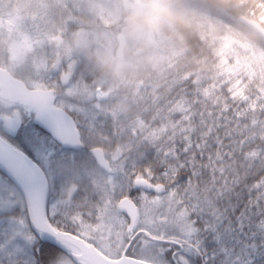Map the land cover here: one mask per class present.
Instances as JSON below:
<instances>
[{"label":"snow or ice","instance_id":"snow-or-ice-1","mask_svg":"<svg viewBox=\"0 0 264 264\" xmlns=\"http://www.w3.org/2000/svg\"><path fill=\"white\" fill-rule=\"evenodd\" d=\"M68 10L0 0V264H264V92L120 113Z\"/></svg>","mask_w":264,"mask_h":264},{"label":"trees","instance_id":"trees-1","mask_svg":"<svg viewBox=\"0 0 264 264\" xmlns=\"http://www.w3.org/2000/svg\"><path fill=\"white\" fill-rule=\"evenodd\" d=\"M86 1L67 0L69 23L61 36L62 43L54 45V49H58L59 55L77 58L98 80L112 69V54L104 57L103 43L93 39H101L104 32L117 46V36L124 37L131 31L128 24L131 13L124 11V1L132 4L136 0H88L89 7L99 5L100 12L88 10ZM169 4L188 14L189 26L184 29L165 26L149 40L148 45L152 46L138 45L142 53L135 57L143 60L135 69L139 78L134 86L122 90L128 107L123 114L154 109L158 99L182 86L201 92L208 90L213 94L209 97L211 103L222 99L229 89L245 94L264 92V60L255 50L243 48L244 40L248 39L264 51V41L238 21L239 18L258 21V16L264 13V0H169ZM261 25L264 28V23ZM79 37L90 39L88 48L75 42ZM126 46L132 49L128 40ZM108 95L111 106L113 102ZM136 97L138 103L132 104Z\"/></svg>","mask_w":264,"mask_h":264},{"label":"rangeland","instance_id":"rangeland-1","mask_svg":"<svg viewBox=\"0 0 264 264\" xmlns=\"http://www.w3.org/2000/svg\"><path fill=\"white\" fill-rule=\"evenodd\" d=\"M86 1V0H84ZM88 4V10H92V11H97L100 12L101 7H99V5H94L91 4L89 7V3L88 0L86 1ZM125 3V1H124ZM128 6V12L130 10L129 13L132 14V10H139L142 6V2L141 1H134L132 4L127 3ZM124 7V4H123ZM258 21L261 23H264V13L262 15L258 16ZM130 31V30H129ZM159 33V32H157ZM154 33L152 32H147V31H137V32H133L132 30L130 31V34L124 35V41H125V46L127 45V40L129 43V46H132V51H135L133 49V46L135 48H137V51H141V48H138V45H142L145 48H148L149 46L152 45H148L149 40H152V36ZM102 37L101 39H93V41L95 42H102L103 44L101 45V49L104 50V57H108L109 53L112 54V69H110L109 71H107V73L105 74L106 76L101 77L98 79V81L102 84L103 88L106 87V90H108L107 94H110L111 97V103L113 102V104L111 105V107L113 109H115L116 111L123 113L125 112L128 107L127 104L124 102L125 100H123V97L121 95L122 90L124 88H128L131 89L134 85L133 83H136V78H139L137 76V73L135 72V69H137L138 65H141V61L143 60V58H137L135 56H132L131 53L128 55V57L123 58V60H119L115 57V51H116V44L114 45L112 39L106 38V34L103 32L102 33ZM95 38H99V37H95ZM62 39V38H60ZM77 44H83L85 45L84 47L87 46V44L90 42V39L84 38V37H79L76 39L75 41ZM158 42L161 43V41L158 40ZM244 46L243 48L245 50H250L253 49L255 50L260 59L264 60V51L256 44H254L253 42H251L248 39L244 40ZM58 45H60L58 43ZM89 46V45H88ZM87 46V48H88ZM128 46H126V49ZM112 48V49H111ZM136 51V52H137ZM150 63V61H149ZM123 69H127L126 71H122ZM129 70V73H127V71ZM140 90V89H138ZM139 92V91H138ZM109 97V95H108ZM130 97H132V94H130ZM132 100V98L130 99ZM134 102V103H133ZM132 104H137L138 100L136 97V100H133L131 102Z\"/></svg>","mask_w":264,"mask_h":264},{"label":"clouds","instance_id":"clouds-1","mask_svg":"<svg viewBox=\"0 0 264 264\" xmlns=\"http://www.w3.org/2000/svg\"><path fill=\"white\" fill-rule=\"evenodd\" d=\"M189 16L183 11L170 7L169 0H142L139 10H132L128 24L133 32H158L165 26L187 28Z\"/></svg>","mask_w":264,"mask_h":264},{"label":"water","instance_id":"water-1","mask_svg":"<svg viewBox=\"0 0 264 264\" xmlns=\"http://www.w3.org/2000/svg\"><path fill=\"white\" fill-rule=\"evenodd\" d=\"M124 10H125V12L128 11V6H127L126 2L124 3ZM238 21L264 41V28L262 27L260 22L252 20V19H246V18H239ZM60 41H61V39L59 40V42ZM118 41L120 44L115 51V57L116 58H122V56H123V39L121 36L118 37ZM136 53L140 54L141 51H137Z\"/></svg>","mask_w":264,"mask_h":264},{"label":"flooded vegetation","instance_id":"flooded-vegetation-1","mask_svg":"<svg viewBox=\"0 0 264 264\" xmlns=\"http://www.w3.org/2000/svg\"><path fill=\"white\" fill-rule=\"evenodd\" d=\"M58 43L61 44L62 43V40L60 42H58ZM136 51L137 50L132 51V49H126L125 42H124L123 43V56H122V58H119V60H123L125 54L126 55H129L131 53L132 56H138V55L141 54V53L140 54H137ZM104 94L108 96L107 93H104ZM108 100H109V97H108Z\"/></svg>","mask_w":264,"mask_h":264}]
</instances>
